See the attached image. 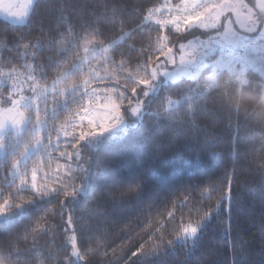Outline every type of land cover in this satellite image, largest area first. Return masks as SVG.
Segmentation results:
<instances>
[{
	"label": "snow or ice",
	"instance_id": "1",
	"mask_svg": "<svg viewBox=\"0 0 264 264\" xmlns=\"http://www.w3.org/2000/svg\"><path fill=\"white\" fill-rule=\"evenodd\" d=\"M45 7L47 21L37 25ZM70 7L63 0H0L4 30L14 32L0 41V229L8 234L0 238V264H92L97 256L107 258L102 194L88 181L115 184L119 175L94 154L95 146L142 118L170 128L196 126L198 116L215 122L220 117L208 101L219 92L234 153L231 166L203 187L188 184L166 216L149 221L152 231L131 253L136 261L130 257L125 264H167L178 245L187 257L213 219L231 250L230 264H264V188L260 258L251 262L239 239V210L247 206L252 219L256 207L251 195L245 196L248 182L237 176L251 164L264 185V0L138 3L134 27L123 15L117 21L121 6L115 2L94 4L81 18H74ZM117 22L119 40L101 39ZM136 35L142 43L125 50V37ZM246 98L257 106H245ZM133 187L140 184H129ZM89 197L97 210L86 207L77 215L78 202L87 205ZM190 201L200 219L191 220L189 212L185 221L182 213L167 233L177 203L183 208ZM85 214L96 216L94 231H81ZM16 224L23 227L13 228ZM121 257L113 248L107 264Z\"/></svg>",
	"mask_w": 264,
	"mask_h": 264
},
{
	"label": "trees",
	"instance_id": "2",
	"mask_svg": "<svg viewBox=\"0 0 264 264\" xmlns=\"http://www.w3.org/2000/svg\"><path fill=\"white\" fill-rule=\"evenodd\" d=\"M63 2L71 5L68 11L74 18H81L87 15L88 9L94 4H102L104 0H63ZM108 2H115L121 6L115 12L117 21L123 15L128 26L134 27L139 19L135 13L138 3L149 5L153 0H108ZM246 2L255 4L254 0H246ZM107 15L112 16L113 13L109 11ZM47 18L48 9L45 7L38 13L36 24L39 25L41 21L46 22ZM6 23L7 21L0 19V41L5 38L11 39L14 35L10 29L5 32ZM119 37L120 24L117 22L114 27L105 32L101 39L111 42L113 39L119 40ZM125 41L123 48L127 50L128 44L135 42L139 45L142 43V38L136 35L130 39L125 37ZM116 50L119 52L121 49L117 47ZM100 55L102 53H97V56ZM222 94V92L215 93L208 101L209 107L220 117L215 122L208 116H198L196 126L170 128L152 124L150 121L146 123L142 118L135 122L136 127L133 128L130 125L127 129L118 132L114 138L95 146L94 154L108 162L113 172L119 175V179L115 184L111 182L106 184L102 180L88 181L90 188L102 194L100 203L103 207V219L100 221V228L104 233L109 252L107 258L102 255L95 257L92 264H107V261L111 259L113 248L118 255L122 253L117 264H125V261L131 257V253L137 250L152 231L148 227L149 221L154 224L159 213H164L166 216V209H171L172 202L183 199L188 184H200L203 187L210 179L225 175V169L231 166L234 153L230 142V131L224 125L227 110L220 99ZM245 106L256 107V101L246 98ZM261 154L264 155V153ZM2 159L3 156L0 157V160ZM247 159L251 161L256 158L248 157ZM2 175L3 173L0 172V177ZM237 176L238 181L248 182L245 196L250 194L253 198L252 204L256 207V216L252 219L247 217V206L239 210L243 221V230L239 234V239L241 245L250 252L247 260L255 262L260 258L258 255L261 248L259 214L261 190L264 185L260 183L261 177L258 170L251 164H246L244 169L238 171ZM136 183L140 184L139 189L129 188V184ZM89 201L87 205L83 200L78 202L77 215L84 214L86 207L92 212L97 210V201L90 197ZM214 203L215 200L213 205ZM189 212H191V220L200 219L195 201H190L188 206L183 208H180L177 203L176 219L169 223L167 233L171 234L179 225L182 213L185 214L184 219L187 221ZM34 215H39V211ZM224 218L226 219V216ZM80 224L82 232L94 231L97 227V218L95 215L85 214ZM22 227L23 224L13 225V228ZM220 229L219 222L213 219L203 229L198 246L194 247L187 257L178 245L177 254L168 256L167 264H230L231 250L222 238ZM7 235L0 229V238ZM233 238H237L235 230ZM131 259L134 262L137 258L131 257Z\"/></svg>",
	"mask_w": 264,
	"mask_h": 264
},
{
	"label": "rangeland",
	"instance_id": "3",
	"mask_svg": "<svg viewBox=\"0 0 264 264\" xmlns=\"http://www.w3.org/2000/svg\"><path fill=\"white\" fill-rule=\"evenodd\" d=\"M0 19L6 21V19H5L3 16H0ZM241 19L243 20V17H242ZM1 156H2V155H0V157H1Z\"/></svg>",
	"mask_w": 264,
	"mask_h": 264
},
{
	"label": "water",
	"instance_id": "4",
	"mask_svg": "<svg viewBox=\"0 0 264 264\" xmlns=\"http://www.w3.org/2000/svg\"><path fill=\"white\" fill-rule=\"evenodd\" d=\"M255 1V3H256V0H254Z\"/></svg>",
	"mask_w": 264,
	"mask_h": 264
}]
</instances>
